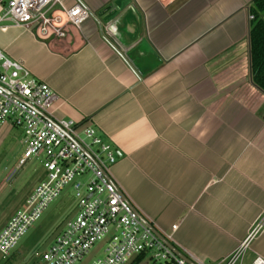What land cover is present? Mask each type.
<instances>
[{
    "label": "crops",
    "instance_id": "crops-1",
    "mask_svg": "<svg viewBox=\"0 0 264 264\" xmlns=\"http://www.w3.org/2000/svg\"><path fill=\"white\" fill-rule=\"evenodd\" d=\"M80 1L91 16L64 39L6 25L0 51L54 93L53 118L112 146L111 176L141 218L159 234L176 225L170 245L182 255L222 260L264 215L252 0ZM244 256L264 260V224Z\"/></svg>",
    "mask_w": 264,
    "mask_h": 264
},
{
    "label": "built area",
    "instance_id": "built-area-1",
    "mask_svg": "<svg viewBox=\"0 0 264 264\" xmlns=\"http://www.w3.org/2000/svg\"><path fill=\"white\" fill-rule=\"evenodd\" d=\"M90 16L80 0H71L69 6L63 0H6L0 10V31L9 25L41 41L60 40ZM55 99L44 83L31 79L19 62L0 51V128L20 133L22 155L17 167L38 159L43 170L41 180L0 230V259L9 256L47 206L68 187L74 214L40 253V264H77L96 244L104 246L102 257L91 264H128L141 254L145 264H187L139 221L137 210L120 192L110 173L117 157L112 146L86 123L53 118L49 111ZM263 224L264 215L217 262L192 259L171 246L191 264H242L249 241ZM175 228L171 226L167 234L157 233L170 244ZM248 264H264V260L255 256Z\"/></svg>",
    "mask_w": 264,
    "mask_h": 264
},
{
    "label": "rangeland",
    "instance_id": "rangeland-1",
    "mask_svg": "<svg viewBox=\"0 0 264 264\" xmlns=\"http://www.w3.org/2000/svg\"><path fill=\"white\" fill-rule=\"evenodd\" d=\"M8 129L5 126L0 128V230L43 176L38 159H29L24 165L17 167V161L22 155L20 133ZM74 205L70 189L64 188L57 200L47 206L40 218L18 241L9 256L5 260L0 259V264H40V253L60 231L65 221L73 216ZM103 248V244L94 245L77 264H91L102 257ZM244 259L245 256L242 264Z\"/></svg>",
    "mask_w": 264,
    "mask_h": 264
},
{
    "label": "trees",
    "instance_id": "trees-1",
    "mask_svg": "<svg viewBox=\"0 0 264 264\" xmlns=\"http://www.w3.org/2000/svg\"><path fill=\"white\" fill-rule=\"evenodd\" d=\"M248 14V73L251 84L264 94V0H252ZM143 258L141 254L128 264H140Z\"/></svg>",
    "mask_w": 264,
    "mask_h": 264
},
{
    "label": "water",
    "instance_id": "water-1",
    "mask_svg": "<svg viewBox=\"0 0 264 264\" xmlns=\"http://www.w3.org/2000/svg\"><path fill=\"white\" fill-rule=\"evenodd\" d=\"M139 221L146 227L148 228L151 233L164 245L166 246L175 256L183 259L187 264H191L184 256L179 254L168 242H166L157 232H155L149 224H147L139 215L137 216Z\"/></svg>",
    "mask_w": 264,
    "mask_h": 264
}]
</instances>
